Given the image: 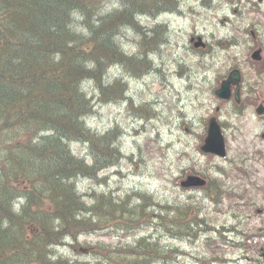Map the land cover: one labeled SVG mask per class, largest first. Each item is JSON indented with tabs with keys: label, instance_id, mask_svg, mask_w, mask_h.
I'll return each mask as SVG.
<instances>
[{
	"label": "trees",
	"instance_id": "1",
	"mask_svg": "<svg viewBox=\"0 0 264 264\" xmlns=\"http://www.w3.org/2000/svg\"><path fill=\"white\" fill-rule=\"evenodd\" d=\"M146 1L152 6L161 2L167 7V2L172 5L177 0ZM26 4H31L26 5L32 10L30 15L19 12V0H0V159H6L5 165L0 167V186H3L0 189V232L4 234L0 236V264H81L55 253L63 243L52 236H64L74 249L83 234L98 233L110 227L125 236L131 230L145 226H149L153 234L139 236L133 243L122 247L98 244L99 253L94 256L95 260L87 263L149 264L169 260L176 250L163 246V240L159 238L162 234L176 240H192L200 232L210 231L203 227L202 213L194 201L170 204L159 202L146 192H138L141 202L133 204L129 194L117 198L100 192L93 195L92 203H86L81 194H75L72 184L81 176L92 177L95 182L102 181V172L119 165L124 157L120 133L111 131L101 137L86 130L90 101L87 98L83 115L75 101L72 82L81 83V79L88 78L85 82H94L95 86L84 88L89 91L88 95L93 89L97 93L95 98L100 97L101 101L106 94L103 81L108 66L129 62L134 70L146 71L153 69L152 62H147L144 57H127L117 46L119 39L116 36H109V41L113 42L111 48L109 42L87 46L88 54L77 68L75 50L68 47L66 54L46 57L44 63L38 62L36 56L41 57L47 48L52 49L49 42L45 43V38L60 39L58 22L66 24L69 18L65 16L64 19L65 5L58 0H36ZM95 6L98 11V5ZM105 20L101 29L107 34L118 35L121 31H129V25H133L130 19L123 22L107 17ZM62 28L67 34L64 26ZM84 31H87L86 27ZM135 33L139 38L137 44L146 50L158 48L153 34L144 29ZM95 55L98 57H93ZM88 64L94 67L93 79H89L85 72ZM66 97H70V103L64 100ZM63 100L69 104V110L80 112L79 121H74L61 110ZM7 133L12 135L9 140L3 137ZM81 142L90 145L92 166L76 156V146ZM215 172L224 175L221 170ZM195 174L206 178L210 175L206 171ZM211 177L207 186L202 188L210 194L213 188L220 190L221 186L215 184L222 183V177ZM64 179L71 181L63 186ZM54 182L59 184L57 189ZM44 191L49 193V198L44 197ZM26 194L28 197H25L22 209L15 213L12 199ZM37 205L52 211L42 217L35 214ZM261 237L264 235L258 233L255 239ZM237 239L243 240V237Z\"/></svg>",
	"mask_w": 264,
	"mask_h": 264
},
{
	"label": "rangeland",
	"instance_id": "2",
	"mask_svg": "<svg viewBox=\"0 0 264 264\" xmlns=\"http://www.w3.org/2000/svg\"><path fill=\"white\" fill-rule=\"evenodd\" d=\"M190 1L197 3L195 6L200 12L187 11L185 16L178 14L171 18V44L160 57L153 59L159 71L154 70L143 82L130 84V95L142 104L150 103L148 110L137 112L131 105L119 101H107L108 104L102 103L99 107L92 122L101 130L119 126L124 157L119 165L104 171L105 180L89 181L81 192L86 193L90 203L95 193L104 191H111L115 196L129 194L134 203L140 202L138 192L170 204L194 201L202 213L203 227L210 231L200 232L192 240H176L162 234L159 238L163 246H171L176 252L161 264H264L261 260L264 237L255 239L258 233L264 235V114L256 112L264 104V89L257 84L264 81L255 71L259 62L252 59L253 53L260 49L263 52L258 57L264 59V0H244L243 3L248 2L247 9L237 15L234 24L230 10L222 8L227 0H204L210 4L206 9L202 0ZM251 7L256 11H251ZM189 13L202 16L192 18ZM226 18L228 21H222ZM159 22L167 30V13H163ZM228 24L232 25L226 28ZM195 32L233 39L229 45L217 46L202 58L211 64L210 79L218 78V84H212L211 80L208 86L202 84L205 74L199 68L201 57L199 60L196 54L185 51L184 44ZM138 39L135 32L127 33L130 43ZM233 71L240 73L239 82L231 81L234 91L241 84L246 86L244 92L250 85L257 86V99L242 105L241 110L247 111L238 115L230 113L231 104L219 102L216 95ZM91 94L94 98L97 95L93 89ZM99 98L95 100L100 102ZM212 116L225 126V159L200 150ZM215 170H221L224 175ZM199 171L210 174L205 177L208 183L213 178L211 175L222 177V183L215 184L221 186L220 190L213 188L210 194L203 189L181 187L183 180ZM153 232L145 226L124 236L109 227L81 236L74 249L61 250L73 261L92 262L93 256L99 253L98 244L122 247ZM240 237L243 240L237 239Z\"/></svg>",
	"mask_w": 264,
	"mask_h": 264
},
{
	"label": "bare ground",
	"instance_id": "3",
	"mask_svg": "<svg viewBox=\"0 0 264 264\" xmlns=\"http://www.w3.org/2000/svg\"><path fill=\"white\" fill-rule=\"evenodd\" d=\"M19 1L21 2V5H19L18 7L19 12L21 10L23 15L24 14L30 15L32 10L30 8H27L26 5H31V4H26V3L31 2V1L33 3L36 0H29V1L19 0ZM58 1L62 2L65 5L64 19H65V16H67L69 19L66 24L64 21L61 24L60 22H58L59 24L58 27L59 29H61V34H62L60 35V39H58L57 37L56 38L50 37V40L45 38V43L49 42L50 47L52 49L47 48L45 51H43V55L41 57L39 56L40 58L36 56L35 59L38 62L44 63V61L47 60L46 57H50V56L56 57L58 55L66 54L65 49L68 47L69 49L73 48L75 50L74 54H76V56L74 57V64H76L75 68H77L81 60L84 59L86 55L88 54V51L86 49L87 46H92L94 45V43L99 44V45L103 43L104 45L105 43L109 42L108 47L111 48L113 42L109 41V36L110 37L116 36V38L119 39V42H117V46L121 47L122 52L127 57H130L133 59L136 57H140V58L144 57L145 60H147V62L148 61L152 62L153 69H148L146 71H143L142 69H140L141 70L140 71L137 68L134 70L131 67V64L129 62L128 63L117 62V63H113L110 66H108L106 70V75H105L106 78L103 81V86H105L106 94L104 97H101L100 102L93 99L94 95L91 94V90L88 95L89 91L87 92V90L84 88V86L91 87L95 84L94 82H85L86 80H88V78L87 79L85 78V80L81 79V81L79 79L81 83L74 81L71 84L72 88L75 89L76 91V93L74 92V94L76 95L75 101L81 107L80 112L84 108L87 107V98L90 101L89 105H90L91 111L86 117L87 122H88L86 130L92 133L93 135H99L101 137H103L105 134L111 131H115L118 133L121 130L119 126H110L109 128H106L105 130H101L99 127L94 126L92 121L96 119L99 109L101 108L100 106H102L103 104L104 105L108 104L107 101H119V102L131 105L132 108L137 112L143 113L146 110H148V108L151 106L150 103L142 104L134 96L132 97L130 95V92H129L130 84L133 81L143 82L146 77L155 73L154 70L159 71L156 68L155 63H153L154 61L153 59L160 57L159 55L163 54L164 48L169 47V45L171 44V39H170L171 34L169 33L170 31L169 25H170L171 18L178 14L181 16H185L187 11H191L194 13L200 12L197 6H195L197 3L192 2L190 0H177L178 1V2L176 1L177 4L175 3L171 5L167 2V7H166L161 2H157L156 5L152 6L146 0H126V1L125 0H94V1L93 0L92 1L72 0L71 2H65V0H61V1L58 0ZM203 1L204 0H202L201 3H204L203 4L204 9H206L205 7L210 6L208 2L206 1L203 2ZM93 2L98 5L99 7L98 11ZM163 13H170V15L169 14L167 15V30H166L165 25H163L160 22L159 24L157 23V21L161 18ZM188 16H191L192 18H197L198 16H202V14L195 15V14L189 13ZM107 17H110L111 19H115V20H120L123 22L130 19L133 22V25H129L128 30L130 32H135L136 30L144 29L146 32L153 34L154 37L156 36L155 37L156 43L158 42L157 44H159L158 48L153 51H150V50H146L144 46L137 44V42H135L134 44L130 43L129 40H127V33L129 31H125V32L121 31L118 35L116 33L107 34V32L101 29V26L104 23L106 24L105 18ZM62 26H64V28L66 29L67 34H64V30ZM85 27L87 28V31H84ZM125 43H129L132 46L127 47L128 44H125ZM176 44H178V42H176ZM12 47H15V46H12ZM184 47H185V44H184ZM185 51L192 53L193 55L196 54L194 51L186 47H185ZM93 57H98V56L95 55ZM85 67H86L85 72L88 75L89 79H93L92 78V75L94 74L93 65L88 64ZM75 77L77 78L76 74H75ZM64 100H67L68 103L71 102L70 97H66L64 98ZM64 100H63L64 105L63 107H61V110L64 113L70 115V117L74 121H79L80 116H81L79 115L80 112H76L75 110H72V111L69 110V104L65 103ZM83 111H82V114H83ZM3 137L5 140H9L12 137V135L7 133L6 135L4 134ZM76 148H77L78 154L77 155L75 153L74 154L78 156L79 158L83 159L87 165L92 166L93 159L91 156L90 145L88 144V142L78 143V146H76ZM70 153L73 156L72 150L70 151ZM5 161L6 159H0V167H3L5 165ZM104 171L101 174L102 180H105V178L102 176ZM56 178H53V179L57 180ZM70 181L71 180L69 179L68 180L64 179V182L62 183V185L65 186ZM89 181L94 182V179L88 176H81L77 178L76 180H74V182H72L73 186L76 187V189L74 187L75 194L79 196L81 194L82 200L86 203H88V200H86L87 195L86 193H83L81 191H82L83 185H86V183ZM53 185L54 187H56V189L59 186L57 182H54ZM2 187L3 186H0V189ZM104 192L113 194V192L111 191L110 192L104 191ZM44 193H45L43 194L44 197L46 198L50 197L47 191H44ZM136 196L138 195L136 194ZM25 197L27 198L28 195L27 194L25 196L17 195V196H14V198L12 199L13 209L15 213L18 214L20 210L22 209V206L24 205L25 200H26ZM115 197L120 198V197H123V195L115 196ZM138 200L140 201L141 199H138ZM62 203L69 204L68 202H62ZM132 203L139 204V203H134L133 200H132ZM36 209L37 210L35 214L36 213L37 215L40 214L42 217L49 215L50 212L52 211L49 209H45V207L42 205H37ZM3 235L4 234L0 232V236H3ZM83 235H86V234H83ZM83 235H80L79 239ZM52 237H53L52 239H55L63 243L60 247L56 249L55 253H57L58 255H62L65 258L73 261L71 258H68V256L63 254L61 250V249H64V250L72 249L70 245H68L67 242L65 241L64 236L53 235ZM52 247H56V245ZM93 260H95L94 256H93ZM74 262H77V261H74ZM81 264H89V263L81 262ZM149 264H161V261L159 262L151 261ZM163 264L165 263L163 262Z\"/></svg>",
	"mask_w": 264,
	"mask_h": 264
},
{
	"label": "flooded vegetation",
	"instance_id": "4",
	"mask_svg": "<svg viewBox=\"0 0 264 264\" xmlns=\"http://www.w3.org/2000/svg\"><path fill=\"white\" fill-rule=\"evenodd\" d=\"M243 1L244 0H242V2H240V3H237V2H234L233 0H227L222 5V8L230 10V13L234 17V19H231L232 20V24H234L235 18L237 17V15L238 14H243L245 12V10L247 9L248 2L243 3ZM224 20H227V18L223 19L222 21H224ZM232 24H228V26L226 28H228ZM230 41H233L232 37H230V38L229 37H225V38L213 37L211 35L209 36V35L204 34L202 32H200V34H198V32H195L194 34H191L189 36L188 43L186 45L187 48L192 50V51H194L197 54V56L199 57V60H200V57H201V61L199 62V68L201 67V70L203 71V74H205V78L202 80V84L208 86L209 85V80H211L212 84H214V85L218 84V78L210 79V73H211V70H212L211 69L212 68L211 64L210 63L206 64L202 58L205 55H209L211 52L215 51L217 46H222L224 44L225 45H229ZM198 43H199V46H197ZM255 85H250L249 89H252V88L254 89ZM239 87L244 88V84L243 85L241 84V86L239 85ZM260 88L264 89V83H262L260 85ZM249 96H250V98H249L250 101H254V100L257 99V93L256 92H250ZM241 107L242 106H239L236 109L238 113L247 111V110H243L242 111L240 109ZM247 108H249V107H247ZM262 121L264 122V120H262Z\"/></svg>",
	"mask_w": 264,
	"mask_h": 264
},
{
	"label": "water",
	"instance_id": "5",
	"mask_svg": "<svg viewBox=\"0 0 264 264\" xmlns=\"http://www.w3.org/2000/svg\"><path fill=\"white\" fill-rule=\"evenodd\" d=\"M237 76V74H234V77ZM229 94V82H226L218 92V96L221 98H227L229 97ZM201 150L202 152L215 154L223 158L227 155L225 137L222 133L221 126L214 118L210 120L208 136L205 140V144L201 147ZM182 185L184 187H201L206 185V180L199 176H190L182 183Z\"/></svg>",
	"mask_w": 264,
	"mask_h": 264
}]
</instances>
